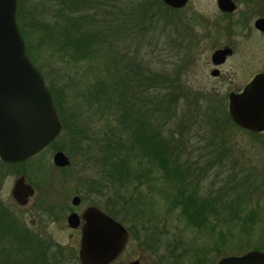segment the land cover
Returning a JSON list of instances; mask_svg holds the SVG:
<instances>
[{"label":"rangeland","instance_id":"obj_1","mask_svg":"<svg viewBox=\"0 0 264 264\" xmlns=\"http://www.w3.org/2000/svg\"><path fill=\"white\" fill-rule=\"evenodd\" d=\"M53 1L24 0V3L34 8L33 17L37 21L48 16L45 8ZM213 14L214 0H191L180 11L157 5L146 30L138 36L130 34L125 42H120L123 51L136 54L144 74H165L182 86L175 116L166 119L164 129L180 130V122L186 125L182 127L185 146L180 159L192 163L194 172L181 183L185 189L183 194L193 192L198 202L212 203L215 207L214 211L206 209L204 219L195 224L188 222L179 208H172L169 200L163 198L162 191L168 188L162 179L163 173L157 169L150 173L155 178L150 183L140 177L142 183L137 190V180L128 190L117 185L105 186L100 167L91 158L95 152L87 150L86 144L95 135L100 136L106 121L77 95L93 83L96 71L87 64L76 66L64 62L48 46L39 45L34 36L29 38L35 63L48 82L55 83L64 94L62 98L59 96L60 103L76 123L70 126L69 135L60 134L56 144H69L73 136L77 139L73 140L68 154L72 162L69 168L53 163V154L61 150L51 148L40 152L38 159L47 167L42 181L36 172L26 169L29 165L25 172L19 166L3 165L0 199L18 216L26 230L44 239L50 263L56 262L51 259L55 253L60 264H80L79 259L75 262L80 229L68 227L65 211L73 207L71 197L75 194L81 196L82 207L90 203L104 211L106 208L117 210L119 216L115 220L133 229L135 236L128 242L125 254L112 264H128L135 259L140 264H215L225 255L264 251V135L242 128L232 120L227 96V89L232 86L209 74L214 43L203 34ZM200 33L201 39L197 35ZM239 40L243 44L245 39ZM232 69L236 70L229 65L224 67V70ZM252 71L249 68L243 76L232 74L235 87ZM222 112H227L236 126L222 123ZM201 118L204 120L200 121ZM79 129L86 130L85 135L78 133ZM84 136L86 140L82 141ZM132 163L137 173V159ZM20 176H25L34 189L30 199L38 205L34 209L29 205L22 207L13 200L11 190ZM172 185L169 193L175 189V184ZM121 193L125 196V205L117 195ZM128 193L132 194V200Z\"/></svg>","mask_w":264,"mask_h":264},{"label":"trees","instance_id":"obj_2","mask_svg":"<svg viewBox=\"0 0 264 264\" xmlns=\"http://www.w3.org/2000/svg\"><path fill=\"white\" fill-rule=\"evenodd\" d=\"M157 5L165 7L160 0H54L51 5H44L48 16L36 21L33 17L34 8L30 5L26 7L24 0H17L16 21L25 42L26 54L44 79L61 129L36 156L17 163L0 160V169L6 165L19 166L24 172L30 169L42 181L46 177L47 167L38 159L41 151L52 148L68 156L73 140L77 139V136H73L69 144H56L60 134L69 135L70 126L76 123L62 106V101L60 103L59 96L62 98L64 94L55 87V83L48 82L47 76L35 63L29 44V38L34 36L39 45L48 46L62 61L72 62L76 66L87 64L97 73L93 83L77 95L82 96L85 103L93 106L106 121L100 136L95 135L90 138L91 143L86 144L87 150L95 152L91 153V158L99 165L106 187L117 185L128 190L137 180V190L142 183L140 177L150 183L155 179L150 173L157 169L163 173L162 179L168 188L162 191L163 198L169 200L172 208H179L180 214L188 222L199 223L204 219L206 209L215 210L212 203L206 205L198 202L193 192L183 194L185 189L181 183L194 172L192 163L180 159L185 146L181 138L182 127L186 125L180 122V130L172 127L164 129L166 119L175 116L182 86L165 74H144L136 54L125 52L120 46L121 40L125 42L128 35L138 36L146 30ZM222 114V123L235 125L227 112ZM85 131L79 129L77 132L83 135ZM81 139L85 141L86 137ZM81 147L85 150L83 145ZM135 158L137 173L132 163ZM27 165L29 168L25 169ZM172 183L175 189L170 192L174 195L171 199L168 190L169 186H173ZM117 195L125 205L124 194ZM128 195L130 199L133 198L132 194ZM105 210L113 219L119 216L115 209ZM127 230L131 233L130 238L135 236L131 227ZM46 247L44 239L26 230L18 216L0 199L1 264H60L55 253L51 259L56 262H49ZM77 259L75 254V262Z\"/></svg>","mask_w":264,"mask_h":264},{"label":"water","instance_id":"obj_3","mask_svg":"<svg viewBox=\"0 0 264 264\" xmlns=\"http://www.w3.org/2000/svg\"><path fill=\"white\" fill-rule=\"evenodd\" d=\"M172 7H182L188 0H163ZM229 8L230 0H220ZM231 5L229 9H232ZM17 0H0V157L17 163L48 145L60 132L61 123L43 77L26 54L25 42L16 21ZM264 29V19L257 23ZM218 53H224L220 51ZM229 114L240 127L257 131L264 129V73L249 88L231 93ZM57 167L70 164L63 151L52 156ZM34 189L18 177L11 190L20 205L33 195ZM79 196L71 199L72 205ZM80 228L78 258L80 264H110L124 250L129 231L105 211L87 207L81 215L71 212L66 218L69 228ZM133 262L131 264H135ZM217 264H264V254L225 256Z\"/></svg>","mask_w":264,"mask_h":264},{"label":"flooded vegetation","instance_id":"obj_4","mask_svg":"<svg viewBox=\"0 0 264 264\" xmlns=\"http://www.w3.org/2000/svg\"><path fill=\"white\" fill-rule=\"evenodd\" d=\"M160 1L164 3L165 7L173 11L183 10L188 7L191 2V0H188L184 6L176 8L168 5L163 0ZM230 1L231 4L229 5V8L232 5V9L227 8L225 5L226 3H222L220 2V0H214V14L213 16H211L210 19L208 18L209 22L207 21L208 23L205 24L207 27V31L204 30L203 34L207 37L212 38V42L214 43V49L210 56L211 67L209 68V74L214 79H218V81L223 80L224 83L232 86L227 89V96H230L231 93L241 94L245 92L249 88L251 83L254 82L256 77L264 73V29H261L259 26H257L258 21L260 19H264V0ZM197 35L200 39L203 37L201 33ZM239 39H245V42L243 41L242 44L241 42H239ZM254 41L256 42L254 43ZM246 43L248 44L244 45ZM220 51H224V53H218ZM227 65H229L230 68H235L236 70H224V67H226ZM249 68L254 69V71H252L251 73L249 72L247 74L242 83H239V87H235L236 81H234L232 74H238L239 76H243V74ZM251 132L257 133L259 135H264V129ZM37 154L38 152L32 155L31 157H34ZM25 182L29 184L26 179ZM29 185L31 186V184ZM32 196H34V193L27 199V202L24 205H20L19 203H17L14 198L13 200L22 207L29 205L28 207H33L34 209L38 205L36 201L30 200ZM73 196L71 197V199L73 198ZM77 196H79L80 202L77 205H73L72 208L68 207L67 210H65L66 218L71 212H76L78 215H81L83 211L89 206H95L103 210L99 206L90 203L86 204L85 207H82V198L80 195ZM82 224L83 221L80 222V226L78 227L79 229L81 228ZM130 239L131 241L133 240L129 237L124 250L110 264H112L113 262L118 260L122 255L125 254ZM252 251L264 254V251ZM245 255H251V253L247 252V254ZM222 257H220L215 264H217ZM133 262H136L135 264H140V260L138 259L132 260L128 264H131Z\"/></svg>","mask_w":264,"mask_h":264}]
</instances>
